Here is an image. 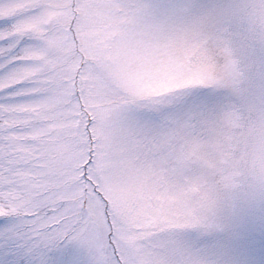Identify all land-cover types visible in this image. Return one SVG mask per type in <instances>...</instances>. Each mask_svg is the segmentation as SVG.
Wrapping results in <instances>:
<instances>
[{
    "label": "snow or ice",
    "instance_id": "snow-or-ice-1",
    "mask_svg": "<svg viewBox=\"0 0 264 264\" xmlns=\"http://www.w3.org/2000/svg\"><path fill=\"white\" fill-rule=\"evenodd\" d=\"M0 264H264V0H0Z\"/></svg>",
    "mask_w": 264,
    "mask_h": 264
}]
</instances>
